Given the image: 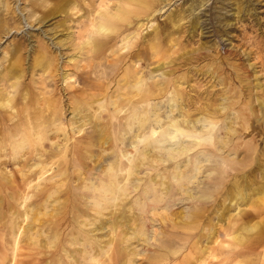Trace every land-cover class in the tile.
<instances>
[{"label": "bare ground", "instance_id": "obj_1", "mask_svg": "<svg viewBox=\"0 0 264 264\" xmlns=\"http://www.w3.org/2000/svg\"><path fill=\"white\" fill-rule=\"evenodd\" d=\"M38 1L42 5L45 0ZM55 1L56 7L61 8L71 0ZM154 1L129 0L125 3L128 8L121 7L114 13L102 14L97 24H93L95 31L90 32L83 43V46L90 48L81 51L80 55L86 59L90 54L95 57L106 52L111 47L110 40L120 35L118 28H121V32L126 30L130 24L129 18L146 11ZM0 4L9 7V1L0 0ZM168 19L171 30L158 29L154 25L152 34L137 40L138 44L143 42L146 47L143 49L155 52L164 50L175 53L172 49L179 41L176 34L184 15L177 13ZM4 26L0 18V37ZM131 34L123 38L128 41L123 47L132 45L130 41L135 38L136 32ZM36 51L32 66H39L43 73H47L48 81L53 82L51 84L55 83L56 76L60 81L68 79L65 73H60L59 57L47 43L38 42ZM122 52L108 62L109 66L130 59L131 52ZM15 54L14 59H9ZM217 56L220 57L219 53ZM22 61L19 47H12L8 57L9 67L5 65L4 71L0 70V264H129L131 257L123 254L124 249L132 238L138 237L142 228L138 229L136 223L135 227L129 225L128 221L132 218L128 217L127 212L134 214L136 208L143 211L148 201H161L163 195L170 192L169 180H174L179 195H191L186 185L192 177L191 171L197 170L202 162L212 156L207 146L217 148L215 134L222 127L216 119L219 108L207 106L203 118L190 117L183 111L184 96L178 86L185 81H182L185 76H173L171 61L150 69L148 72L151 77H147L139 67L136 70L126 68L122 77L115 80L113 91H106L104 86L92 92L85 88L72 90L64 104L61 101L62 94L48 98L37 96L28 104L35 94L19 81L25 68ZM104 66L108 67L107 64ZM155 70L161 71L162 77L154 79L155 76L151 74ZM110 71L108 67V70L93 74L107 78ZM83 80L84 77L80 76L79 81ZM10 88L14 90L9 93ZM56 89L61 91V88ZM257 101L264 107L263 101ZM174 104L178 105V115L170 117L166 114L162 118L159 113L161 106L172 110ZM19 105L22 107H17ZM224 108L228 110L221 114V122L233 111L240 120L238 124L242 130H248L250 118L244 117L248 115L247 112L241 108L235 110L230 104L224 105ZM67 111L71 114L68 118L65 115ZM199 122L202 123L201 127L197 126ZM49 130L60 133L59 143L55 141L58 135L55 139L49 137ZM81 132H84L82 136L75 138ZM109 133L114 134V141ZM188 138H191V143L185 142ZM93 144H98L97 153L90 148ZM236 146L233 143L231 149L236 151ZM193 147H197L196 150L189 153ZM82 150H85L84 153ZM242 150L246 154L252 152L248 145ZM57 156L62 161L58 163L56 172L59 180L49 186H41L40 181L44 179L47 166L51 168V164L57 163V159L51 161ZM84 158L94 164L90 166L83 161ZM214 158L218 157L214 155ZM100 162L106 163L102 169L99 167ZM166 162L172 163V169L167 171L163 168L160 171L156 165L162 164L164 167ZM142 165L147 170H155V173L144 179L138 187L139 193H142V197L147 193L152 195L145 199L143 197V200L137 196L127 205L124 203L127 192L138 186L131 185L129 179ZM188 166L191 168L188 169ZM259 167L263 173L259 188L261 196L258 198L259 204L255 203L252 218L261 215L258 208L264 209V164ZM163 174L168 177L167 182L160 179ZM240 193L237 191V195ZM199 198L207 199L208 195L202 193ZM237 204L243 203H233L230 208L222 210L218 214L219 222L235 224L242 210ZM232 208H237V213H228ZM6 211L5 217L2 216ZM198 218H201L200 210H194L192 220ZM260 219L242 221L232 231L225 230L224 235L228 240L221 241L219 245L228 248L241 246L251 251L264 245V218ZM181 222L186 226L184 215ZM220 227L211 230L206 238L219 233ZM243 230L255 232L247 235ZM249 235H252V240L247 241ZM213 238L206 240L203 247L198 246L199 241H194L192 247L204 251L208 248L207 243L217 242V236ZM220 254H211V257L217 259Z\"/></svg>", "mask_w": 264, "mask_h": 264}, {"label": "rangeland", "instance_id": "obj_2", "mask_svg": "<svg viewBox=\"0 0 264 264\" xmlns=\"http://www.w3.org/2000/svg\"><path fill=\"white\" fill-rule=\"evenodd\" d=\"M5 1H9V7L0 4V18L5 25L1 29L0 37V70L4 71L5 65L9 67L10 49L19 47V56L25 67L19 81L35 94L28 104L37 96L48 98L57 97L59 94H62L61 101L64 104L72 90L85 88L95 91L98 87L104 86L106 91H113L116 86L115 80L122 77L121 74L126 68L136 70L139 67L147 77H151L148 72L150 69L153 70L160 63L171 61L170 64L174 67L173 76H185L183 80L181 79L185 81L180 82L178 86L184 96L183 111L190 117L203 118L207 113L204 109L207 106L219 108L216 119L218 125L222 127L215 134L217 148L207 146L209 152L213 153L212 156L202 162L197 170L191 171L192 177L190 176V181L186 184L191 195H179L174 180H169L170 192L163 195L161 201L156 203L148 201V206H145L143 211L136 208L134 214L127 212L128 217L132 218L128 221L129 225L135 227L136 223L138 229L142 228L138 237L132 238L124 249L123 254L131 257L129 264H264V245H259L252 251L241 246L228 248L219 245L221 241L228 240L224 235L225 230L232 231L242 221L264 218V209L261 208H258L261 215L252 218L255 203L259 204L258 198L261 196L259 188L263 173L259 165L264 164V107L257 101L261 100L264 103V0H155L146 11L132 14L134 16L129 18L130 24L126 30L121 32V28H118L120 35L110 40L111 47L106 52L95 57L90 54L86 58L88 60L84 59L80 52L90 48L83 46V43L87 41L89 33L95 31L93 24H97L102 14L114 13L121 7L128 8L125 3L129 0H71L61 8L56 7L55 0H43L42 5H39L38 0ZM177 13L184 15V19L180 22L182 25L176 34L179 41L172 49L175 53L164 50L155 52L148 48L143 49L146 48L143 42L138 44L137 40L152 34L154 25L158 29L171 30L168 17ZM131 32H136L135 38L130 41L132 45L125 48L123 46L128 41L123 38L125 35L128 36V33L132 36ZM40 40L47 43L58 55L59 71L68 76L65 82L56 76L55 83L51 84L53 82L48 81L47 73H43L39 66H32ZM139 46L141 50L137 48ZM147 50L150 51L149 54ZM121 52H131L130 59L109 66L108 62ZM16 55L9 59H14ZM180 55L182 57L178 58ZM106 64L111 69L107 78L94 76L93 72L108 70V67L104 66ZM151 75L155 76L154 79L162 77L159 70H155ZM80 76L84 77L83 81H79ZM148 81H151V78H148ZM73 85L76 87L70 88ZM56 88H61V91ZM12 90L14 89L10 88L9 93ZM226 104H230L235 110L241 108L247 112L248 115H244L250 118L247 131L242 130L240 120L233 111H228L227 117L221 122V114L228 110L224 108ZM177 106L174 104L172 110H169V107L162 105L159 109L161 117L164 118L166 114L170 117L178 115ZM65 115H68V118L71 114L67 111ZM201 124L199 122L197 126L201 127ZM206 127L207 125L205 130ZM50 130L49 137L55 139L58 135L55 141L59 143L60 133ZM83 133L75 135V138H79ZM110 138L113 140L114 134L110 135ZM185 142L191 143V138ZM233 143L237 145L236 151L231 149ZM245 145L250 146L252 152L246 154L242 150ZM90 148L95 153L99 150L98 144H93ZM196 148L193 147L189 153ZM84 151L82 150L83 153ZM214 155L218 158L215 159ZM58 158L59 156L51 161ZM60 161L61 159L51 164V168L47 166L44 179L40 181L41 186H49L59 180L56 172L58 173L57 166ZM83 161L88 162L90 166L94 164L85 158ZM105 164L100 162L99 167L102 169ZM144 166L142 165L129 179L131 185L138 186L137 189L127 192L124 200L127 205L128 201L134 200L137 196L145 199L152 195L147 193L142 197V193H139L141 191L138 187L144 179L155 173V170H147ZM156 166L160 171L163 168L167 171L172 169L171 162H166L164 167L162 164ZM7 168L12 170L10 166ZM156 178L159 179L158 176ZM160 179L163 182L168 181L165 174ZM77 184L76 182L75 185ZM237 191L241 192L240 195H237ZM202 193L207 194L208 198L198 199ZM239 202L243 204H237V207L242 210L235 224L228 222L226 225L219 222L218 214L230 208L233 203ZM194 210H200L201 218L192 220ZM6 213L7 211L2 216ZM228 213H237V208H232ZM183 215L186 226L181 222ZM219 225L220 232L210 234L211 236L206 238L207 234ZM255 230L242 232L248 235ZM215 236L217 242L207 243L208 248L204 251L192 247L194 241L195 243L199 241L198 246L203 247L206 240ZM251 236L247 237V241L252 240ZM132 252L134 254L129 256ZM219 253L221 254L217 259L211 257V254ZM236 260L240 262H235ZM39 263L48 264L47 262L37 264Z\"/></svg>", "mask_w": 264, "mask_h": 264}]
</instances>
